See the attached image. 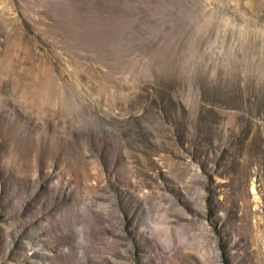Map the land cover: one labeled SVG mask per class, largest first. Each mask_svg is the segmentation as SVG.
I'll return each instance as SVG.
<instances>
[{
    "label": "rangeland",
    "instance_id": "obj_1",
    "mask_svg": "<svg viewBox=\"0 0 264 264\" xmlns=\"http://www.w3.org/2000/svg\"><path fill=\"white\" fill-rule=\"evenodd\" d=\"M0 264H264V0H0Z\"/></svg>",
    "mask_w": 264,
    "mask_h": 264
}]
</instances>
